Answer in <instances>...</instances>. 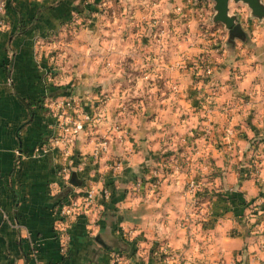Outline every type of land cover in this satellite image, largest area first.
Returning a JSON list of instances; mask_svg holds the SVG:
<instances>
[{
  "label": "crops",
  "instance_id": "crops-1",
  "mask_svg": "<svg viewBox=\"0 0 264 264\" xmlns=\"http://www.w3.org/2000/svg\"><path fill=\"white\" fill-rule=\"evenodd\" d=\"M6 2V25L0 29V264H113L114 254L124 264H262L264 239L250 235L245 216L264 201V32L253 31L250 40L237 39L221 57L212 56L220 62L214 75L195 84L193 68L186 65L193 53L220 52L212 48L216 37L200 36L204 46L192 48L195 34L184 35L187 48L180 56L175 47L132 46L139 33L136 37L125 23L117 28L116 19L100 31L101 20L93 15L76 41L70 74L48 83L43 37L83 0ZM149 79L155 95L137 90L131 107L126 88ZM68 98L83 113L99 106L98 120L80 133L70 156L53 149L35 157V148L59 133L49 101ZM198 102L203 111L195 109ZM193 130H211L208 138L202 134L214 142L205 151L224 154L229 142L233 152L229 160L217 155L215 163H196L222 167L216 211L230 217L222 219L230 228L219 225L203 238L193 236L182 220L191 210L183 189L189 178L174 175L155 188L149 185L153 167L162 162L160 137L168 131L175 140ZM103 141L108 150L97 155ZM202 148L199 144V153ZM63 167L70 170L68 181ZM73 174L80 187L70 183ZM87 189L95 191L97 205L89 217L74 220L71 250L63 256L54 229L58 197ZM105 189L111 194L107 201Z\"/></svg>",
  "mask_w": 264,
  "mask_h": 264
},
{
  "label": "rangeland",
  "instance_id": "rangeland-1",
  "mask_svg": "<svg viewBox=\"0 0 264 264\" xmlns=\"http://www.w3.org/2000/svg\"><path fill=\"white\" fill-rule=\"evenodd\" d=\"M261 2L264 4V0H261ZM93 5L98 7L94 8L92 7ZM214 6L215 2L213 0H83L82 5L75 6L76 8L67 16L68 18L60 26L52 29L51 33L43 37V74L47 78L48 83L70 74V67L72 66L74 52L77 47L76 41H79L80 34L86 30L91 23L89 20H92L93 15H96V18L101 20V27H99L100 31H105V29L110 28L111 25L105 24L107 21L111 18L113 20L116 19L115 23L117 22V28H120L119 26L125 23L127 25V30L134 33L136 37L137 32L139 33L138 39L134 36L132 37L134 42L132 46L141 44L145 46V48H155L154 45H159V47H166L168 50L171 47H175L178 51L177 53H179L177 55L180 56L183 55L182 50L186 51L184 47L187 48V45L183 43L184 35H191V32L195 34L196 38L189 44L192 48H202L204 46V42L198 40L200 36L205 39H210L211 36H213V38L216 37L217 39L215 43H213L215 45H213L212 48H218L220 52L214 55H212L213 53H193L191 61L186 65L188 67L192 66L193 68L192 75L195 84L198 81L204 82L206 79L202 78L213 76L215 67L220 63L217 59L213 61V59H211L213 58L212 56L217 57L220 55L221 57V55L225 54L227 47L231 48L235 46V44L233 45L230 42V34L226 25L221 22H215ZM230 14L237 17V23L242 25L243 31L247 35L243 42L250 40L249 34H252L253 31L264 32V25L258 23L264 22V19L260 20L252 16V10L247 4L243 2L235 3L232 1L230 4ZM191 16H193V20ZM104 17L106 18L104 19ZM123 18L124 20L120 21ZM156 30L166 34L172 32V35H176L177 38H171L168 34H165L164 37L162 35L156 37V39L154 35L150 33ZM148 34L150 37H148ZM193 51L195 52V50ZM205 64L211 67V75L206 73ZM176 65L184 69L183 64L179 65V62H177ZM150 82H152L150 79L145 80L141 87L128 86L126 89L128 93L131 94L130 99H127L128 101H126V103L130 104V102L137 100V97H135L137 90L143 91V95L145 96L155 95L152 92L155 88L151 87ZM161 89L162 88H160L159 91H161ZM86 90L88 91L89 88H81L83 93L87 92ZM192 91L194 92V90ZM192 91L189 93L191 94ZM195 91L205 98L207 97V94H202L201 89H196ZM204 97L202 98L203 102L205 101ZM51 98L52 97L49 99ZM57 102H59L57 99L49 101L48 110H50L51 106L54 107L57 105ZM202 103L198 102L197 105H194L195 109L198 108L200 111H203L204 108ZM130 105L132 107V104ZM204 105L205 109L209 111L210 104L206 102ZM50 116L52 119L55 118L52 114ZM80 118L83 119V114H80ZM203 118L204 116L201 117V119ZM55 121H58L57 118H55ZM57 128H59V123L57 124ZM193 131H195V133L191 136H185L184 133H179V136L175 134V140H172L173 136L169 135L168 131L164 136L160 137L163 145L161 147L162 156L159 160H162V162L160 166L153 167V177L151 178L152 180L149 181V185L155 188L167 177L174 175L176 177L184 176V178H189L190 181H187L183 185V189L184 193L187 195L186 197H189L187 202L191 205V210L186 216L182 217V220L188 224L187 230L191 232L193 236L199 237L200 235V237L203 238V234L211 236V233L215 231L219 225H221L222 228H230L229 223H226L227 226H223L224 223L222 222V219L225 220L230 217L220 215L219 211H216L218 204L217 201H215V192L220 191V189L224 187L220 184L219 180V178L223 176L220 171L222 167H199L196 163L200 160L206 165L209 164H207V162L215 163L217 158H219L217 155L221 157L225 156V158L229 160L233 158V152L229 149L231 145L229 142L226 143L227 148L224 154H222V151H218V153L215 151H205L207 149L206 147L214 142L212 140H206L202 136L204 135L208 138L211 135V130ZM223 137L226 138L224 134ZM201 138H203L204 141H200ZM172 141L176 146L171 144ZM199 144H202L203 147L201 153L198 151ZM216 144L221 148L224 147L221 141H218ZM134 186L135 188H133V190L137 191L135 184ZM206 194H209L210 197L208 198ZM132 195L135 197V193ZM245 218L246 224H248L250 229V235L253 238L264 239V201H257L254 203ZM262 264H264V262H262Z\"/></svg>",
  "mask_w": 264,
  "mask_h": 264
},
{
  "label": "built area",
  "instance_id": "built-area-1",
  "mask_svg": "<svg viewBox=\"0 0 264 264\" xmlns=\"http://www.w3.org/2000/svg\"><path fill=\"white\" fill-rule=\"evenodd\" d=\"M7 8L6 0H0V29L6 25L5 10ZM206 73L211 75L212 70L206 65ZM51 106L54 117L59 123V133L51 138L48 143L38 145L33 155L35 157L43 156L53 149H59L66 157L71 155L73 147L81 132L85 131L87 125H92L98 120L100 108L98 110L83 113L72 99H65ZM83 114V119L80 118ZM74 117V118H73ZM108 150V141H103L96 149V154H102ZM64 179L69 180L70 170L67 167L61 169ZM111 198L108 189L103 190V199L105 201ZM97 205V196L93 189L77 190L70 194L67 199L57 202L55 207L56 221L54 229L59 244V251L63 256H67L71 250L72 244V225L75 219L79 217H89ZM113 264H124L120 260V255H113Z\"/></svg>",
  "mask_w": 264,
  "mask_h": 264
},
{
  "label": "water",
  "instance_id": "water-1",
  "mask_svg": "<svg viewBox=\"0 0 264 264\" xmlns=\"http://www.w3.org/2000/svg\"><path fill=\"white\" fill-rule=\"evenodd\" d=\"M215 2L214 10L215 22H221L226 25L229 30L230 42L234 45L237 39L245 41L247 35L243 31L242 25L237 23V17L230 14V3L243 2L249 6L252 10V16L263 20L264 19V4L261 0H213ZM70 183L75 187H80L81 182L79 181L76 174H73Z\"/></svg>",
  "mask_w": 264,
  "mask_h": 264
},
{
  "label": "trees",
  "instance_id": "trees-1",
  "mask_svg": "<svg viewBox=\"0 0 264 264\" xmlns=\"http://www.w3.org/2000/svg\"><path fill=\"white\" fill-rule=\"evenodd\" d=\"M68 194L65 196V195H63V196H61V197H58V201L57 202H59V201H61V200H65V199H67L68 198ZM112 201V200H111Z\"/></svg>",
  "mask_w": 264,
  "mask_h": 264
}]
</instances>
